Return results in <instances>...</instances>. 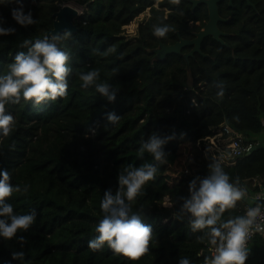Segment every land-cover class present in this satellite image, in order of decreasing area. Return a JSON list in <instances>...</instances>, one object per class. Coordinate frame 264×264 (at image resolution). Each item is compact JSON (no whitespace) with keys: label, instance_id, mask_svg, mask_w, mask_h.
Instances as JSON below:
<instances>
[{"label":"trees","instance_id":"obj_1","mask_svg":"<svg viewBox=\"0 0 264 264\" xmlns=\"http://www.w3.org/2000/svg\"><path fill=\"white\" fill-rule=\"evenodd\" d=\"M219 2V21L226 34L224 41L211 35L203 38L202 53L185 57L184 51L156 55L159 43H170L177 33L189 35L207 20L204 3L192 8L188 0L179 5L171 0H22L36 21L21 27L12 20L15 4H0L5 26L15 34L0 36V75L22 47L25 39L35 41L52 27L53 12L66 2L82 5L74 18L76 29L61 48L70 53L68 94L65 98L34 106L21 99L7 105L16 119L8 138H0V170L7 169L11 183L27 193H14L8 199L17 214L36 213L28 231L12 240L0 238V264H178L187 257L191 264H203L207 239L203 232L191 231L187 217L177 219L188 185L196 177L209 175L213 161L198 148L197 140L208 135L222 121L256 138L264 131V0ZM147 6L150 15L139 25L134 40L122 33ZM165 8L169 9L165 16ZM198 22V23H197ZM166 24L164 38L153 34V26ZM51 36V35H48ZM115 53L102 56L109 47ZM117 69L114 74L112 69ZM100 70V81L118 89L115 103H108L94 88L83 89L78 73ZM214 81H223L224 95H216ZM107 112L120 116L119 122L105 129ZM238 117V121L234 119ZM174 136L164 145L166 163L157 165L156 179L147 182L143 194L132 203L133 211L142 208L141 219L153 230L150 252L132 261L116 255L107 245L93 251L88 241L95 238V226L103 213L104 192L118 189L117 177L129 165L156 164L152 155L141 157V142L152 133ZM260 147L223 165L230 182L244 187L248 178L258 177L255 190L264 181V138ZM15 144L14 150L10 145ZM187 170V171H186ZM165 197L174 201L164 207ZM243 215L242 206L226 211L222 220ZM25 237L21 247L19 236ZM246 264H264V240L253 239ZM23 251V260L11 253Z\"/></svg>","mask_w":264,"mask_h":264},{"label":"clouds","instance_id":"obj_2","mask_svg":"<svg viewBox=\"0 0 264 264\" xmlns=\"http://www.w3.org/2000/svg\"><path fill=\"white\" fill-rule=\"evenodd\" d=\"M171 2L179 5L180 0ZM0 4H15L10 9V15L17 25L28 27L36 23L31 10L25 12L22 0H0ZM5 24L4 17L0 15V36L15 34L16 29ZM170 31L174 29L166 24L153 26V34L159 38H164ZM70 37V30L64 29L34 42L28 39L23 41L21 46L27 48V51L17 52L8 65L7 73L0 75V138L10 137L16 126V119L8 112L7 105L18 104L23 99L25 103L30 102L38 106L67 96L68 77L72 74V68L69 66L71 57L60 45ZM115 51L114 46L102 53L94 50L102 56ZM112 71L114 74L118 73L115 68ZM78 76L82 81L81 88H94L108 103H115L118 89L106 81H100L99 69L81 72ZM212 87L218 89L216 95L222 98L223 81H214ZM105 118V129L116 125L120 120V116L115 112H107ZM234 119L238 121L239 118ZM173 138L174 136H162L154 132L147 140H143L139 155L142 157L147 152L157 163H146L139 167L129 165L123 168L117 177L119 187L115 193L111 189L104 192L100 202L103 218L95 226L97 235L88 241L91 250L99 251L107 245L114 254L132 261L139 260L150 252L153 230L150 225L142 222V208L133 211L132 203L143 194L147 182L156 179L157 165L166 163L164 145ZM14 148L13 143L10 150ZM208 169L209 175L202 179L196 177L189 182V194L180 198L183 203L175 214L176 218L187 217V223L193 233H204L200 239H207L206 246L209 244L211 254L206 253L208 255L204 256L203 264H246L249 255L247 246L250 243L247 245V241L253 230L264 231V211L257 205L247 208L244 215L222 220L226 211L234 209L237 202L244 199L246 189L230 182L219 161L214 160L208 165ZM11 179L7 169L0 170V238L4 240H12L17 237L18 232L28 231L36 218L34 210L28 214H17L13 205L8 203L14 193H27L29 189L27 184L23 187L14 186ZM173 204L174 201L169 199L163 206L170 208ZM241 206L243 208V204ZM18 239L23 247L25 237L21 235ZM206 246L203 250H207ZM10 255L13 260H23L25 253L14 251ZM178 264H191V261L183 257L179 259Z\"/></svg>","mask_w":264,"mask_h":264},{"label":"built area","instance_id":"obj_3","mask_svg":"<svg viewBox=\"0 0 264 264\" xmlns=\"http://www.w3.org/2000/svg\"><path fill=\"white\" fill-rule=\"evenodd\" d=\"M262 135L264 138V131ZM256 138L248 136L232 127L228 122L222 121L212 126L211 132L208 135L199 138L197 140V146L208 159L219 161L223 165H229L234 164L239 158L250 152L251 148L259 142ZM257 183V180H255L251 183V186H255ZM242 188L246 189L247 193L244 199H242L243 215L247 208L257 205H260L262 211H264V181L255 190H248L246 187ZM258 236L264 240V231L253 230L247 241V245ZM209 247L208 244L206 246L208 251Z\"/></svg>","mask_w":264,"mask_h":264},{"label":"water","instance_id":"obj_4","mask_svg":"<svg viewBox=\"0 0 264 264\" xmlns=\"http://www.w3.org/2000/svg\"><path fill=\"white\" fill-rule=\"evenodd\" d=\"M192 3V8L200 3H204L207 8V21L204 25L194 31L193 37H183L179 36L178 40L173 43H159V46L155 49L158 52L159 56H165L168 53H179L181 52V48L186 45H192V47L184 53V56H190L194 52H199L205 54L201 50V42L204 37L211 35L215 40L220 41L221 43H226L222 38L223 35L226 34L219 25V21H224L227 18L223 17L220 14L219 2L222 0H188ZM248 4L254 5L251 0H245ZM233 0H228V4L231 5ZM79 14L78 8L73 6L71 3L67 2L58 7L56 11L53 12V23L52 27L47 30L46 35H53L55 33L61 32L64 29L70 30V32L76 29V23L74 22V18ZM261 143L258 142L251 148V151L260 147ZM250 151V152H251ZM248 152V153H250ZM247 153V154H248ZM208 250H203V253H208Z\"/></svg>","mask_w":264,"mask_h":264},{"label":"rangeland","instance_id":"obj_5","mask_svg":"<svg viewBox=\"0 0 264 264\" xmlns=\"http://www.w3.org/2000/svg\"><path fill=\"white\" fill-rule=\"evenodd\" d=\"M158 1L159 0H156L155 5H158ZM71 3L73 4V6L78 8L79 11L82 12V9H83L82 5H79L74 2H71ZM165 13H167V10H165ZM149 15H150V7H146L144 10L139 12L129 23L124 24L122 26L123 27L122 33L125 35V37L129 38L130 40H134L138 34L139 25L145 22ZM156 54H158V52H156ZM261 134L262 133L257 134L256 137L260 138ZM164 199H165V203H167L168 197H165ZM237 203H239L240 205L243 204L242 200L238 201Z\"/></svg>","mask_w":264,"mask_h":264},{"label":"flooded vegetation","instance_id":"obj_6","mask_svg":"<svg viewBox=\"0 0 264 264\" xmlns=\"http://www.w3.org/2000/svg\"><path fill=\"white\" fill-rule=\"evenodd\" d=\"M196 6H197V5H196ZM196 6H195V7H196ZM219 9H220V8H219ZM165 10H167V13H165V16H167V14H168V12H169L170 10L167 9V8H165ZM223 17H224V16H223ZM207 18H208V17H207ZM225 18H226V17H225ZM206 21H207V20H206ZM197 23H198V22H197ZM203 25H204V24H203ZM203 25H202V26H203ZM218 25H219V22H218ZM202 26H201V27H202ZM201 27H200V28H201ZM219 27H220V26H219ZM200 28H199V29H200ZM196 31H197V30H196ZM223 31H224V30H223ZM225 32H226V31H225ZM176 34H177V39H176V40H178L179 36H183V37H193V36H194V31H191L189 35H181L180 32H179V33L176 32ZM176 40H174L173 42H175ZM202 41H203V40H202ZM173 42H170V43H173ZM201 44H202V42H201ZM191 47H192V45H186V46L182 47L180 51H181V52L184 51V53H185V52H187ZM201 50H202V47H201ZM194 53H195V52H194ZM194 53H193V54H194Z\"/></svg>","mask_w":264,"mask_h":264},{"label":"crops","instance_id":"obj_7","mask_svg":"<svg viewBox=\"0 0 264 264\" xmlns=\"http://www.w3.org/2000/svg\"><path fill=\"white\" fill-rule=\"evenodd\" d=\"M255 180H257V182L259 181L257 176L255 178L253 177L252 179L251 178L246 179L245 182H244V187H246L247 184H251ZM254 243H255L254 241L250 242L247 247L248 248L252 247Z\"/></svg>","mask_w":264,"mask_h":264}]
</instances>
